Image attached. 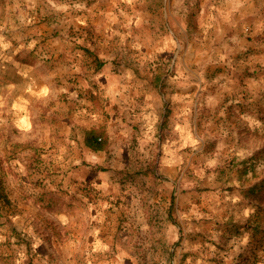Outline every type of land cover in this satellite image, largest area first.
Segmentation results:
<instances>
[{
	"label": "rangeland",
	"instance_id": "obj_1",
	"mask_svg": "<svg viewBox=\"0 0 264 264\" xmlns=\"http://www.w3.org/2000/svg\"><path fill=\"white\" fill-rule=\"evenodd\" d=\"M18 1L0 0V158H12L2 173L12 204L0 215V256H12L19 264L15 257L26 255L32 246L39 253L55 254L50 263L60 264L63 253L77 251L82 215L72 213L67 228L68 214H48L25 204L13 190L8 168L24 175L23 161L30 162L28 152L14 143L35 142L52 156L64 150L60 117L68 105L62 59L71 54L58 53L55 47L60 44L62 49L64 43L52 40L55 62L49 59L28 69L22 61L38 57L28 51L38 46L35 34L59 29L61 23L24 20ZM236 5L243 13L236 31L210 35L211 30L206 32L198 23L186 34L168 36L166 53L119 52L115 59L107 57L108 62L137 65L135 75L166 82L159 86L158 130L148 149L149 162L135 159L131 172L149 178L140 188L173 190L175 183L179 212L174 216L170 207L175 226L167 229L166 237L175 252L183 244L180 264H233L248 238L226 240L219 227L258 222L264 229V201L251 200L246 193L264 184V124L257 120L258 112L264 111V0H240ZM190 84L196 97L175 101L174 112L179 113L173 118V98ZM134 151L141 156L140 149ZM104 164L100 169L108 171L110 163ZM94 174L84 173L88 179ZM38 259L33 263L48 260ZM253 264H264V249Z\"/></svg>",
	"mask_w": 264,
	"mask_h": 264
},
{
	"label": "crops",
	"instance_id": "obj_2",
	"mask_svg": "<svg viewBox=\"0 0 264 264\" xmlns=\"http://www.w3.org/2000/svg\"><path fill=\"white\" fill-rule=\"evenodd\" d=\"M21 1L27 8L37 9L38 16L61 23L55 30L58 38H64L62 49L60 44L55 47L58 53L83 54L82 47L104 62L97 73H92L94 63L84 56L62 59L67 69L64 98L69 106L64 108L62 118L65 132L60 162L70 170L65 173L66 182L93 184L98 195L96 199L90 196L91 203L76 210L82 215L79 230L83 231L77 239L76 253H63L60 264H68V259L70 264H180L183 244L175 252L170 247L172 238L167 242L166 237L167 229L175 226L169 217L170 207L174 216L179 212L180 196L175 183L173 190L140 188L149 178L131 172L135 159L149 162L148 149L158 130L159 86L166 82L135 75L137 65L108 62L107 57L113 55L115 59L119 52L153 56L166 53L168 36L186 34L198 23L206 32L211 30L210 35L236 31L243 14L236 5L240 0ZM74 38L81 46L70 42ZM192 85L174 96L170 107L173 118L179 113L174 112L175 101L196 97L191 93ZM93 96L97 105L90 101ZM91 128L105 130L109 139L106 151L92 153L85 148L82 133ZM138 149L140 157L135 156L134 150ZM104 162L110 163L108 171L97 172L95 179L84 175L92 167L104 166ZM129 176L134 179L127 180ZM81 194L77 197L85 202L88 197ZM72 213L64 222L67 228L73 221Z\"/></svg>",
	"mask_w": 264,
	"mask_h": 264
},
{
	"label": "trees",
	"instance_id": "obj_3",
	"mask_svg": "<svg viewBox=\"0 0 264 264\" xmlns=\"http://www.w3.org/2000/svg\"><path fill=\"white\" fill-rule=\"evenodd\" d=\"M19 1L20 11L24 13V20L28 19L29 22V20L32 19L47 22L48 18L45 16H38L37 13L39 11L37 9L27 8L24 2L21 0ZM42 7L43 5L41 8ZM55 30L56 28L52 30L44 29L35 34V39H39V42L42 41L43 43L39 44V42H37L38 46H34L32 49L30 48L31 50H28L31 52V54L38 55L36 59L32 57L33 60L26 58V60L22 61V63L28 69H36L37 66L46 64L49 59H51L49 63L55 62L50 53L52 40L55 42V40L60 41L59 39H64L62 37L58 38L57 32ZM70 42L76 44V46H81V42H78L77 38H74V40L71 39ZM84 42L85 40H83V43ZM81 50L83 54L75 51L70 53V57H73L74 60H76L78 56H84L87 60H91L95 66L92 73H97L104 65V62L101 61L94 52L90 50H83L82 47ZM90 101L95 105L98 104L94 96ZM68 103V100H66L65 104L69 106ZM234 107L238 109L242 108L240 106ZM242 112H245V110L243 109ZM65 114L66 111L64 110V113L61 114L60 117L61 121ZM257 120L264 124V111L258 112ZM82 138L85 148H87L92 153L104 152L107 149L108 136L103 128H91L89 130H85L82 133ZM14 147L19 148L20 151H27L28 155H30L29 163L23 161L26 174L17 175L10 168H8L9 171L7 170L10 173L9 176L11 177L13 190L18 194L25 204H29L33 208L48 214H68L75 212L79 208H83V206L88 203H91V198H97L98 193L93 187V184L78 185L75 181L66 182L67 175L65 173L69 172L70 170L65 169V166L62 168L58 165V159H60L61 154L57 153L58 156H52L35 142L14 143ZM11 159V157L0 158V215L3 209L11 207L12 204L6 192L5 179L2 176L3 171H5V167L7 165L10 167ZM85 165L86 167L91 166L89 164ZM91 171H95L96 173L106 172V170L100 169V167H92ZM246 193L251 197V200L258 199L262 202L264 201V184L252 186L246 191ZM79 194L83 196L85 194L86 197H88L86 198L85 202L77 197ZM90 196L92 197L89 198ZM1 219L2 216H0V220ZM5 224H8L7 219L5 220ZM219 228V231L223 233L222 237L226 240H238L243 235H246L248 238L247 244L242 246L240 249L241 253H239L233 260V264H253L257 259V253L264 249V229L261 228L258 222H252L251 225L226 224ZM36 251V248L33 250L31 246L29 251L26 252V255L22 254L17 258L15 257V261H18L19 264H35L33 261H37L38 258L41 259V257L48 256L46 264H51L50 259L56 257L55 254H49L46 252L39 253ZM0 264L15 263L12 262V256H0Z\"/></svg>",
	"mask_w": 264,
	"mask_h": 264
}]
</instances>
